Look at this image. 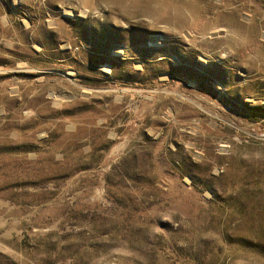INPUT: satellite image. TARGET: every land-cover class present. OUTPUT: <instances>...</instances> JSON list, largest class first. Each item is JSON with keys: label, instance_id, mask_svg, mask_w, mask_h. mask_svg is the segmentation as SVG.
<instances>
[{"label": "rangeland", "instance_id": "1", "mask_svg": "<svg viewBox=\"0 0 264 264\" xmlns=\"http://www.w3.org/2000/svg\"><path fill=\"white\" fill-rule=\"evenodd\" d=\"M0 264H264V0H0Z\"/></svg>", "mask_w": 264, "mask_h": 264}]
</instances>
